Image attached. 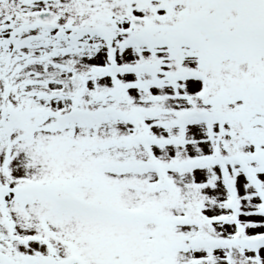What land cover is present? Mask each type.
<instances>
[{
	"label": "snow or ice",
	"instance_id": "obj_1",
	"mask_svg": "<svg viewBox=\"0 0 264 264\" xmlns=\"http://www.w3.org/2000/svg\"><path fill=\"white\" fill-rule=\"evenodd\" d=\"M0 264H264V0H0Z\"/></svg>",
	"mask_w": 264,
	"mask_h": 264
}]
</instances>
